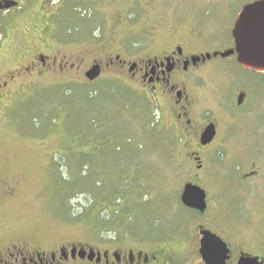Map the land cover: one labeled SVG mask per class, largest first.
Masks as SVG:
<instances>
[{
  "label": "rangeland",
  "instance_id": "1",
  "mask_svg": "<svg viewBox=\"0 0 264 264\" xmlns=\"http://www.w3.org/2000/svg\"><path fill=\"white\" fill-rule=\"evenodd\" d=\"M117 1L126 7L134 28L149 17L157 18L162 30H198L202 20L205 31L217 33L214 44L221 47L229 43L231 32L205 22V12H212L207 9L215 8L222 18L224 11L235 15L253 0ZM23 30V21L10 30L0 27V74L17 63ZM211 38L203 45H212ZM87 70L86 65L73 76L56 72L26 78L6 92L0 109V174L17 191L0 202V249L19 238L48 252L72 245L100 252L163 249L157 262L188 264L194 256L188 243L196 217L181 201L193 172L184 138L127 76L106 69L91 81ZM207 92L210 101L211 90ZM88 117L95 129L85 134L81 128ZM110 136L123 155L112 158L100 149V142ZM126 142L129 156L123 152ZM205 158L208 167L196 182L216 206L209 213L226 214L229 205H217V197L222 190L230 191V186H222L229 170L211 154ZM91 171L98 176L93 178ZM66 176L74 177L73 184L92 181V186H70ZM89 256L86 252L88 260L80 257L69 264H97Z\"/></svg>",
  "mask_w": 264,
  "mask_h": 264
},
{
  "label": "flooded vegetation",
  "instance_id": "2",
  "mask_svg": "<svg viewBox=\"0 0 264 264\" xmlns=\"http://www.w3.org/2000/svg\"><path fill=\"white\" fill-rule=\"evenodd\" d=\"M93 4L94 0H0V27L10 30L24 23L18 61L0 74V109L11 85L26 78L56 72L73 76L86 65L88 70L100 66L98 78L106 69L127 76L184 138L193 169L189 182L198 185L197 178L208 167L206 154L224 161L225 172L229 170L222 186H230V191L222 190L217 197V205H229L226 214L209 213L216 206L199 185L206 191L207 207L203 212L192 210L196 221L188 246L194 256L188 264H208L201 252L208 233L225 246L223 264H264V71L243 66L236 52L222 55L235 50L233 29L242 9L235 15L224 11L222 18L215 8L205 12V22L231 32L229 43L219 47L214 44L217 33L205 31L201 19L198 30H162L158 19L149 17L141 28H134L120 1L103 0L96 9ZM206 37H212V45H203ZM210 127L214 137L203 143ZM16 191L0 174V202L13 198ZM82 248L97 264H165V259L157 262L163 249L100 252L72 245L48 252L21 238L0 249V264H69L82 260Z\"/></svg>",
  "mask_w": 264,
  "mask_h": 264
},
{
  "label": "water",
  "instance_id": "3",
  "mask_svg": "<svg viewBox=\"0 0 264 264\" xmlns=\"http://www.w3.org/2000/svg\"><path fill=\"white\" fill-rule=\"evenodd\" d=\"M233 36L235 50L227 51L222 55L227 56L236 52L238 60L243 66L264 71V0H256L242 8L233 29ZM100 73V66L95 65L87 71L86 77L92 81L98 78ZM214 134L213 127L208 128L203 143L209 142ZM181 201L185 207L203 212L207 207L206 191L199 185L188 182L183 187ZM224 248L222 241L215 235L211 233L204 235L201 252L208 264H223L224 256H221V253ZM76 251H73V255ZM79 256L85 258L86 250L84 248L79 251ZM89 258L92 259V253ZM220 260L222 262H219Z\"/></svg>",
  "mask_w": 264,
  "mask_h": 264
},
{
  "label": "trees",
  "instance_id": "4",
  "mask_svg": "<svg viewBox=\"0 0 264 264\" xmlns=\"http://www.w3.org/2000/svg\"><path fill=\"white\" fill-rule=\"evenodd\" d=\"M89 95H91L90 93H89ZM93 97V96H92ZM90 118H92V117H88L87 119H86V124H85V126H83L81 129H84V133L85 134H89V133H91L92 132V128L93 129H95L94 128V126H93V123L91 122V119ZM87 125H88V128H86L87 127ZM88 131H89V133H88ZM105 133H107V131L106 130H104V133L102 134L103 136L104 135H107V134H105ZM82 134H78V136H81ZM101 135V136H102ZM102 136V137H103ZM104 137H106V136H104ZM112 138H114V137H108V139H107V141L105 140V141H101L100 142V144H102L103 145V147H100V149H102V150H104V149H106V151H108L107 153L108 154H110V157H114L115 155H117L118 153H121L122 155H123V153L122 152H120L121 151V147L120 146H117V145H115L112 141H111V139ZM113 140V139H112ZM79 144H80V142H79ZM126 146H123V152H124V154L126 155V156H129L130 154H129V152L131 151L130 149H129V145H128V143L126 142ZM137 147V149H139L140 148V146H136ZM104 148V149H103ZM80 150V149H79ZM78 151V150H77ZM126 156H125V158H126ZM112 158H111V160H112ZM84 162H85V160H83V166H85V167H87V165L86 164H84ZM87 162V161H86ZM97 168V167H96ZM98 169V168H97ZM82 172H80V173H83L84 171L83 170H81ZM100 170H98V172H99ZM91 173H93V175H92V177L94 178V177H97L98 176V174L96 173V172H94V171H91L90 172V174ZM68 177V179H65V181H66V183H70L71 185L70 186H92V181L89 183V184H87V183H85V182H80V181H77L75 184H73L72 183V180H74V177L72 176V178H70L69 176H66V178ZM85 178V177H84ZM101 182L100 181H98L97 183H96V185H98V184H100ZM141 186H144V183L142 182L141 183ZM188 210H190V211H192L191 209H188Z\"/></svg>",
  "mask_w": 264,
  "mask_h": 264
}]
</instances>
